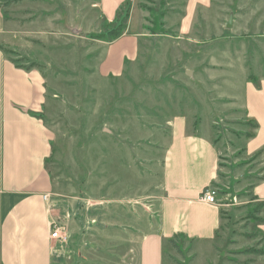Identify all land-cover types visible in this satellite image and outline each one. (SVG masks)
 <instances>
[{"label": "rangeland", "instance_id": "obj_1", "mask_svg": "<svg viewBox=\"0 0 264 264\" xmlns=\"http://www.w3.org/2000/svg\"><path fill=\"white\" fill-rule=\"evenodd\" d=\"M201 1L129 0L108 21L99 0H0L6 54L45 85L52 221L68 233L53 241L52 264H139L141 239L159 228L169 123L180 112L190 130L213 127L223 172L210 188L222 215L211 240L166 242L164 264H264V204L251 193L262 165L242 150L253 125L233 100L244 98L241 80H264V0ZM130 20L143 33L137 57L102 75L107 44Z\"/></svg>", "mask_w": 264, "mask_h": 264}, {"label": "crops", "instance_id": "obj_2", "mask_svg": "<svg viewBox=\"0 0 264 264\" xmlns=\"http://www.w3.org/2000/svg\"><path fill=\"white\" fill-rule=\"evenodd\" d=\"M125 2L99 0V7L112 21ZM130 27L131 20L126 32L107 44L98 64L102 75H120L125 63L137 57L143 33ZM10 42L9 25L0 10V264H52V178L46 167L52 137L40 117L45 85L37 69L6 54ZM241 83L244 98L233 100L253 125L251 133L241 136L242 150L245 156L259 155L262 175L252 183L251 193L264 204V80L256 85L246 78ZM189 118L181 112L170 118L159 228L141 239L139 264H164L169 239L211 240L220 225V207L202 201L200 192L223 172L222 154L211 134L213 127L201 123L190 130ZM260 229L264 235V220Z\"/></svg>", "mask_w": 264, "mask_h": 264}, {"label": "built area", "instance_id": "obj_3", "mask_svg": "<svg viewBox=\"0 0 264 264\" xmlns=\"http://www.w3.org/2000/svg\"><path fill=\"white\" fill-rule=\"evenodd\" d=\"M217 193L214 189L207 187L200 192V199L208 204L221 207L222 200L216 197ZM50 238L54 241L64 243L68 240V233L65 226L58 225L54 221L51 222Z\"/></svg>", "mask_w": 264, "mask_h": 264}, {"label": "trees", "instance_id": "obj_4", "mask_svg": "<svg viewBox=\"0 0 264 264\" xmlns=\"http://www.w3.org/2000/svg\"><path fill=\"white\" fill-rule=\"evenodd\" d=\"M128 2H129V0H128V1H126V3H125V4H127ZM125 4H124V5H125ZM121 8H122V7H121ZM121 8H120V9H121ZM119 36H120V35H119ZM119 36H117V37H119ZM117 37H116V38H117ZM263 220H264V219H263ZM175 237H176V236H175ZM168 242H169L170 244H172V246H175V243H174V242H175V240H174V238H172V239H169V240H168Z\"/></svg>", "mask_w": 264, "mask_h": 264}]
</instances>
